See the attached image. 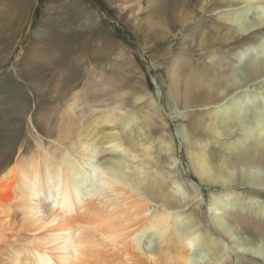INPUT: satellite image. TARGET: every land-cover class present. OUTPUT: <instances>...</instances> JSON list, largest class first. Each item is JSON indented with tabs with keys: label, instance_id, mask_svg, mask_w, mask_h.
I'll list each match as a JSON object with an SVG mask.
<instances>
[{
	"label": "bare ground",
	"instance_id": "1",
	"mask_svg": "<svg viewBox=\"0 0 264 264\" xmlns=\"http://www.w3.org/2000/svg\"><path fill=\"white\" fill-rule=\"evenodd\" d=\"M145 4L141 30L192 40L183 50L191 58L174 53L161 74L190 172L211 189L207 209L204 195L170 169L175 143L155 97L120 93L96 106L87 95L105 87L90 79L64 93L51 146L36 138L14 159L8 135L0 141V264H264V0ZM198 11L217 17L187 31ZM119 48L117 58L135 66ZM34 66L26 72L32 81ZM151 128L159 131L149 136ZM149 196L164 207L152 210ZM185 207L189 213L176 211Z\"/></svg>",
	"mask_w": 264,
	"mask_h": 264
},
{
	"label": "rangeland",
	"instance_id": "2",
	"mask_svg": "<svg viewBox=\"0 0 264 264\" xmlns=\"http://www.w3.org/2000/svg\"><path fill=\"white\" fill-rule=\"evenodd\" d=\"M124 1L129 4L121 8L120 5L125 4ZM145 1L134 4L131 0H0V141L2 142L1 139L6 134L8 135L9 145L14 147H8L5 152L13 153L14 159L19 153L22 156L29 154L37 139L51 146L50 137L53 135L51 129L56 128L55 125L60 120L57 106L65 100L64 93L71 95L83 90L90 79L99 81V77L102 80L113 78L118 84L100 80L105 88L98 87L97 98L90 93L87 98L90 97L88 99L99 106L98 103L105 100L104 97L110 99L120 93L129 101L141 91L155 97L161 105L165 123H169V130L175 143L174 153L178 163L174 166L177 170L174 166L170 169L172 172L181 173L193 188L204 195L203 205L200 206L202 210H206L204 203L211 189L199 183L190 172L183 140L178 134L179 127L168 111L166 87L161 74L164 66H168L166 62L174 53L191 58L190 53L183 50L187 48L185 44L189 46L192 40L185 42L187 35L185 33L179 36L176 32L177 36L164 38L160 36L161 33L156 34V30L154 33L148 32L149 27L141 30L138 25L147 18L148 13ZM77 3L82 8L74 7ZM139 3L142 4L141 12L137 10ZM73 8L79 14L74 13ZM84 9L88 12L85 13ZM80 10L85 14H81ZM198 12L195 21L187 26V31L203 20L214 23V17H217L216 14L212 17V14L205 11ZM175 17H179V14L176 13ZM222 25L224 24L219 26ZM142 40L154 46L144 47ZM113 43L115 45H112ZM119 46L131 56L136 67L125 66V63L117 58L116 51L120 50ZM222 50L228 52L225 48ZM153 54H157L156 60L161 64L159 67L152 58ZM200 54L196 51L195 58L200 59L198 58L202 56ZM213 55L214 53L211 54ZM47 59H50L49 63ZM33 63L37 64L32 71L34 81L28 79L27 76L29 78L32 76L26 73L28 69L33 68ZM208 63L209 61H203L201 64ZM107 103L108 101H105L101 107H97L93 115H99ZM88 107L86 105L82 109L86 111ZM204 117H207L206 114ZM247 118L251 122L250 117ZM5 120H8V123H4ZM179 121L184 124L182 119ZM145 131L147 135L152 136L159 129L151 128ZM157 154L161 157L160 153H155ZM160 157L154 158V161L159 160L155 167H161ZM148 199L152 210L164 207L162 202L150 196ZM188 209L189 207H185L176 211L189 213ZM242 259L248 262V258ZM237 260L238 258L235 262Z\"/></svg>",
	"mask_w": 264,
	"mask_h": 264
}]
</instances>
